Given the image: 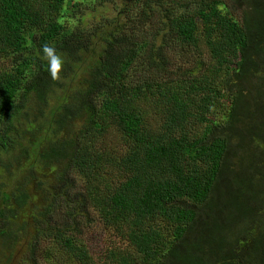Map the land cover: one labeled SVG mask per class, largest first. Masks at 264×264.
<instances>
[{
    "label": "trees",
    "instance_id": "trees-1",
    "mask_svg": "<svg viewBox=\"0 0 264 264\" xmlns=\"http://www.w3.org/2000/svg\"><path fill=\"white\" fill-rule=\"evenodd\" d=\"M114 2L91 32L83 0H0L3 264L41 242L76 264H264V0ZM138 5L150 26L130 31ZM83 209L122 247L90 256Z\"/></svg>",
    "mask_w": 264,
    "mask_h": 264
},
{
    "label": "rangeland",
    "instance_id": "rangeland-1",
    "mask_svg": "<svg viewBox=\"0 0 264 264\" xmlns=\"http://www.w3.org/2000/svg\"><path fill=\"white\" fill-rule=\"evenodd\" d=\"M111 2L107 3L106 5H102L99 2ZM82 9L88 8V10L85 11V22H88L87 28L91 32H96L97 30L105 29L104 26L107 24V17L110 13L114 12L115 10H119L122 6H119L118 4H115L114 0H83L82 5H80ZM102 7V9L100 8ZM128 10V9H127ZM126 10V17L123 18L122 22L124 20L127 22L126 24H123L128 30L130 31H138L143 29L146 26H150L148 24L147 20L143 17L142 22L136 20V18L139 17L138 12L140 11V6L136 8V14L135 16L131 14V10ZM99 12H102V16L98 14ZM241 13V9L237 6L232 9V14L236 20L239 19V15ZM124 14V16H125ZM97 15V16H95ZM152 17L150 18V21L154 24V27L159 29V24H157V19L163 17V14L154 12L151 14ZM70 16V15H69ZM73 18H76L74 15H72ZM91 16V17H90ZM107 16V17H106ZM77 20L69 19V23L65 22L66 27H73L74 24H76ZM142 31L136 32V34H139ZM165 47L170 52L171 59L175 62L189 65L191 62V59L188 56V53L186 50H183L181 46L178 49L171 48L168 45H165ZM137 64L140 62L139 59H136ZM12 67V62L9 58H2L0 57V71L3 69L9 70ZM136 70H140V68L134 67L132 69L131 75H132V81H133V72ZM35 202V201H34ZM81 214H85V217H83ZM68 215L67 212L63 210V208H59V210H56L54 216H53V223L57 224L58 226H62L65 222H67ZM78 222L80 224V243L85 247L87 252L90 256L99 257L105 253H107V250H113L114 248H120L122 247V243L109 231L110 229L104 228L98 218L96 217L95 213L91 210L88 211V209H83V213H80V216L78 218ZM18 244H16L17 246ZM25 252L24 246L18 247V249L13 253L12 260L10 264H18L23 259H27L28 255ZM3 258H0V264H3ZM34 264H76L72 257L65 255L58 247L46 244V242H41L39 251L35 254V260Z\"/></svg>",
    "mask_w": 264,
    "mask_h": 264
},
{
    "label": "clouds",
    "instance_id": "clouds-1",
    "mask_svg": "<svg viewBox=\"0 0 264 264\" xmlns=\"http://www.w3.org/2000/svg\"><path fill=\"white\" fill-rule=\"evenodd\" d=\"M41 52L42 58L47 61L48 72L51 78L54 80L58 79L64 65L62 55L55 47L50 46L49 44L42 45Z\"/></svg>",
    "mask_w": 264,
    "mask_h": 264
}]
</instances>
